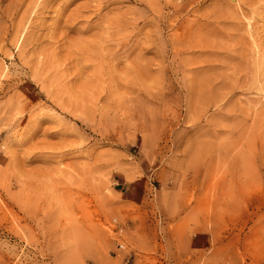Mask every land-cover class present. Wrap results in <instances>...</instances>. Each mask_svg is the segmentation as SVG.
Returning a JSON list of instances; mask_svg holds the SVG:
<instances>
[{
	"label": "rangeland",
	"instance_id": "obj_1",
	"mask_svg": "<svg viewBox=\"0 0 264 264\" xmlns=\"http://www.w3.org/2000/svg\"><path fill=\"white\" fill-rule=\"evenodd\" d=\"M263 6L0 0V264H264Z\"/></svg>",
	"mask_w": 264,
	"mask_h": 264
},
{
	"label": "bare ground",
	"instance_id": "obj_2",
	"mask_svg": "<svg viewBox=\"0 0 264 264\" xmlns=\"http://www.w3.org/2000/svg\"><path fill=\"white\" fill-rule=\"evenodd\" d=\"M253 2V1H252ZM252 7H253V4H252ZM258 7V6H257ZM263 8H264V6H263ZM252 9V8H251ZM255 9V8H254ZM259 9V8H258ZM256 10V9H255ZM251 11V10H250ZM263 11V10H262ZM243 12V11H242ZM249 13V12H248ZM244 14V13H243ZM258 14H260V12H258ZM251 15H252V13H251ZM257 22V21H256ZM251 23V22H250ZM249 24V23H248ZM248 26V25H247ZM247 26H246V28H247ZM251 32V31H250ZM262 33V32H261ZM260 33V34H261ZM252 35H254V33H251ZM250 34V35H251ZM248 35H249V32H248ZM249 35V36H250ZM247 37V36H246ZM251 37V36H250ZM253 37V36H252ZM242 38V37H241ZM247 39H249V38H247ZM251 39V38H250ZM244 40V39H243ZM243 40H242V42H243ZM252 40V39H251ZM238 41V40H237ZM253 41V40H252ZM252 41H251V43H252ZM257 42V41H256ZM255 42V43H256ZM255 43H253V45H255ZM242 44V43H241ZM252 45V46H253ZM258 44H256V46H257ZM251 46V45H250ZM257 47H259V46H257ZM256 49H258V48H256ZM255 50V49H254ZM260 50V49H259ZM258 51V50H257ZM245 52V51H244ZM260 52V51H259ZM246 56V55H245ZM260 57V56H259ZM244 58V57H243ZM259 59V62H260V66H261V68H262V70H263V72H264V58L263 59H261L260 60V58H258Z\"/></svg>",
	"mask_w": 264,
	"mask_h": 264
}]
</instances>
